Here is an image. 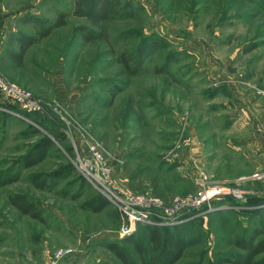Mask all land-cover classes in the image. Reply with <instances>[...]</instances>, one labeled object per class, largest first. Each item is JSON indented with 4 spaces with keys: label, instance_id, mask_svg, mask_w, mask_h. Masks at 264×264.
<instances>
[{
    "label": "rangeland",
    "instance_id": "obj_1",
    "mask_svg": "<svg viewBox=\"0 0 264 264\" xmlns=\"http://www.w3.org/2000/svg\"><path fill=\"white\" fill-rule=\"evenodd\" d=\"M113 1L118 17L94 25L82 0H0L3 50L11 34L66 22L23 67L0 55V72L45 109L23 119L0 103V264H123L109 246L140 260L136 243L154 256L169 239L186 247L176 264H237L240 242H264V0ZM146 43L157 47L128 74L122 55L134 66ZM89 137L112 156L119 204L80 170ZM44 138L48 156L24 168ZM101 198L102 211L84 208ZM136 209L149 218L131 223ZM62 249L73 253L56 260Z\"/></svg>",
    "mask_w": 264,
    "mask_h": 264
},
{
    "label": "trees",
    "instance_id": "obj_2",
    "mask_svg": "<svg viewBox=\"0 0 264 264\" xmlns=\"http://www.w3.org/2000/svg\"><path fill=\"white\" fill-rule=\"evenodd\" d=\"M86 10L78 12L79 15L87 17L94 25H103L107 22L118 17V12L120 11L119 5L113 0H82ZM122 8V7H121ZM65 16L61 15L59 20L51 25L48 28L43 30H38L35 35L27 34H14L10 37V40L7 44V48L3 53L2 62L12 64L18 68L23 67L25 64V57L27 52L41 40L48 37L54 29L63 27L65 25ZM85 39L91 41L94 39H99L101 34H86ZM156 44L148 45L147 43L143 45V48L140 51L139 60L133 66L131 54H123L121 57V63L124 66L126 72L130 75H136L143 66V62L147 59L148 54L156 49ZM134 67V68H133ZM8 110L15 111L23 114L24 116L30 115H39V114H27L19 110V108L13 104L6 103L4 104ZM39 122V121H38ZM53 142L49 138H44L41 141H38L34 146L29 150L20 159V163L24 168H31L40 163H42L48 156L51 148L53 147ZM36 178V177H35ZM36 185L40 188H44V182H37ZM12 205L17 207L23 214L31 215L34 218L39 216L34 211V205L28 201L25 196H14L10 198ZM107 206L106 200L101 198L96 202H87L84 206L85 209L93 210L94 212H100ZM157 232L152 233L151 242L159 247L161 244V235L156 234ZM241 245L246 250V254H240L237 256V264H264V262L256 260L257 256L264 253V242H259L252 245V241L248 244ZM135 248L140 256V260H136L133 256L127 254L125 250L121 249L117 245L109 246V249L113 251L116 257L122 261L123 264H176L185 250L184 242L178 239H169L166 242V247L164 251H161L158 255L148 256L142 249L141 245L136 243Z\"/></svg>",
    "mask_w": 264,
    "mask_h": 264
},
{
    "label": "built area",
    "instance_id": "obj_3",
    "mask_svg": "<svg viewBox=\"0 0 264 264\" xmlns=\"http://www.w3.org/2000/svg\"><path fill=\"white\" fill-rule=\"evenodd\" d=\"M0 103L13 104L17 106L19 110L27 114H40L45 110L43 103L36 99L30 90L9 81L1 72ZM8 112L25 119L24 115L21 113L11 110H8ZM85 142L88 147V155L82 158L80 170L97 191L102 192V194L107 196L114 203L119 204L120 200L117 195H115V192L120 190L112 177L111 154H109L103 145L94 138L89 137ZM235 196L240 197L239 194ZM135 204L136 207L142 206L141 208H144L142 202L136 201ZM136 210L131 211V223L136 220L144 221L149 218L148 214H145V211ZM125 229L123 234L130 233L133 227L129 225ZM72 253V249H62L55 253V258L56 260L68 258Z\"/></svg>",
    "mask_w": 264,
    "mask_h": 264
},
{
    "label": "crops",
    "instance_id": "obj_4",
    "mask_svg": "<svg viewBox=\"0 0 264 264\" xmlns=\"http://www.w3.org/2000/svg\"><path fill=\"white\" fill-rule=\"evenodd\" d=\"M12 35H14V34H11L10 37H11ZM10 37H9V39H7V40L5 41L6 48H7V44H8V42H9V40H10ZM3 46H4V43H1V45H0V55L6 50V49L3 50ZM27 53H28V52H27ZM26 55H27V54H26Z\"/></svg>",
    "mask_w": 264,
    "mask_h": 264
}]
</instances>
